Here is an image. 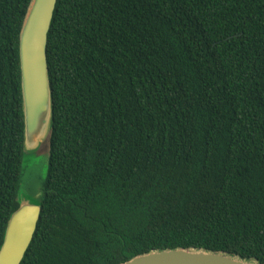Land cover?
Masks as SVG:
<instances>
[{
    "label": "trees",
    "instance_id": "1",
    "mask_svg": "<svg viewBox=\"0 0 264 264\" xmlns=\"http://www.w3.org/2000/svg\"><path fill=\"white\" fill-rule=\"evenodd\" d=\"M0 0V247L19 207V33ZM41 212L20 264L201 249L264 264V0H57Z\"/></svg>",
    "mask_w": 264,
    "mask_h": 264
},
{
    "label": "water",
    "instance_id": "2",
    "mask_svg": "<svg viewBox=\"0 0 264 264\" xmlns=\"http://www.w3.org/2000/svg\"><path fill=\"white\" fill-rule=\"evenodd\" d=\"M57 0H30L22 21L19 69L24 125L23 150L47 144L52 128V95L46 60L47 34ZM41 208L22 202L11 214L0 247V264H20L31 243ZM122 264H258L227 253L201 249L154 250Z\"/></svg>",
    "mask_w": 264,
    "mask_h": 264
},
{
    "label": "rangeland",
    "instance_id": "3",
    "mask_svg": "<svg viewBox=\"0 0 264 264\" xmlns=\"http://www.w3.org/2000/svg\"><path fill=\"white\" fill-rule=\"evenodd\" d=\"M47 144L35 150H23L20 190L17 201L37 203L41 197V185L47 175Z\"/></svg>",
    "mask_w": 264,
    "mask_h": 264
}]
</instances>
